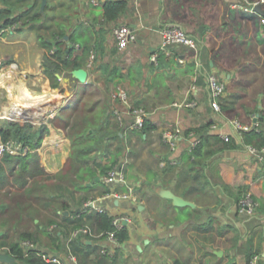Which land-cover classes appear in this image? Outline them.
Instances as JSON below:
<instances>
[{"label": "crops", "instance_id": "1", "mask_svg": "<svg viewBox=\"0 0 264 264\" xmlns=\"http://www.w3.org/2000/svg\"><path fill=\"white\" fill-rule=\"evenodd\" d=\"M66 1L67 4L70 2ZM245 1L130 0L128 8L118 19L105 21L100 2L96 3L100 8L95 9L87 0H72V20L92 22L89 28L92 38L101 41L102 37V52H106L100 57V47H93L90 50L94 53L91 64H88L89 55L85 65L81 66L87 70L86 84L91 83L90 86L97 87L101 94L85 107H82L81 95L87 97L93 92L90 91L92 87L87 85L82 93L79 89L81 82L68 75L67 69L55 71L59 83L53 87L43 63L44 48L32 29L26 25L21 29L8 26L0 33V58L3 59H0V65L5 64L0 71L11 67L16 78L26 83L30 90L51 91L50 98L29 107L31 114L26 118L8 120L0 115L8 121L38 123L34 125L36 129L43 122L47 124L48 130L35 148L47 172L55 173L64 167L70 155L71 140L62 126L63 121L57 119V124H53L46 118L57 113L65 119L69 114L100 108L99 111H105L108 116L105 120L109 121L106 130L109 132L110 153L96 154L92 150L88 165L95 164V161L105 164L110 159L115 160L114 164L126 160L127 183L133 187L138 201L118 199L104 193V189L109 190L111 186L104 182L105 174H97L98 169L91 179L85 175L87 177L82 180L87 189L70 185L73 195L67 200L71 209L80 212L85 207L84 202L78 205L80 196L87 195L88 200L96 206H103L108 213L126 217L129 235L115 246L118 251L115 264H174L175 260L185 264H247L249 254L258 256V263L264 264V208H260V204H264V164L245 146L221 150L207 159L208 167L204 171L211 185H200L194 172L178 167L182 153L189 145L188 137L183 133L185 129L195 128L196 132H189L196 137L212 136L230 132L236 119L252 125L256 117L258 123V112L254 109L264 108V25L242 15L241 8L232 7ZM121 23H129L136 38L125 50L116 51L112 28ZM166 24L181 25L196 39V47L174 44L159 49L161 28ZM72 26L73 23L65 34L67 38L64 36L63 39H68ZM74 47V54H80L79 42H75ZM156 50L159 51L157 59L152 61L150 55ZM114 67L120 75L112 77L109 69ZM210 72L225 82L222 107L218 111L209 101L205 77ZM66 76L68 80H65ZM118 84L127 88L132 106L145 108L147 117L155 125L148 134H142L141 128L128 127V108L110 95ZM104 91L105 96L102 95ZM4 92L0 111L6 108L12 114L15 103L10 102L5 88ZM71 97H76L79 105L63 112V104ZM42 118L45 119L40 121ZM176 128H180L182 135L177 148L172 151L162 134ZM210 144L214 147L217 143L211 139ZM173 157L180 162L176 161L178 165L171 162ZM167 159L175 165L172 170L162 173ZM220 182L228 187L223 189ZM9 188L15 190L14 186ZM117 188L126 189L122 185ZM161 189H169L194 205L177 206L170 198L162 196ZM245 190H249L259 202L253 215L236 209L235 195L240 197ZM53 213L57 220H61L70 210L58 208ZM38 221V218L33 220L34 223ZM52 224L55 225L53 228L49 224L45 232H39L37 244L65 261L69 250L67 238L61 235L58 239L62 245L57 246L59 241L53 244L54 232L61 231L57 224ZM30 227L34 229L35 225ZM88 240L86 242L90 243Z\"/></svg>", "mask_w": 264, "mask_h": 264}, {"label": "trees", "instance_id": "2", "mask_svg": "<svg viewBox=\"0 0 264 264\" xmlns=\"http://www.w3.org/2000/svg\"><path fill=\"white\" fill-rule=\"evenodd\" d=\"M41 1L0 0L2 4L0 5V33L8 26L21 29L26 25L32 29L39 40L40 46L44 48L43 63L45 71L50 78L51 85L55 87L59 83L55 71L70 70L85 65L91 48L100 47L103 51L102 42L104 39L101 37L100 41L97 37L92 38V31L89 29L92 22L61 18L62 23H60L55 16L52 17L48 14L49 11L61 15L73 14L72 0L68 4L66 0H56L53 3L52 0H47L43 12L39 10ZM87 2L91 4L89 0ZM100 3L102 17L105 21L118 19L129 6V0H100ZM262 8H264V2ZM72 23V32L65 40L63 37L67 34ZM81 30L85 34L76 37L75 33ZM75 42H79L81 46L80 54H74ZM107 66L105 65L106 69H108ZM109 73L112 77L116 74L120 75L116 67L110 68ZM87 105L88 102L82 101V107ZM99 110L76 113L75 115L69 114L65 119L60 115L55 117L56 120L63 121L62 126L66 129V134L71 140L69 158L64 167L55 173L45 170L40 163L38 151L35 150L48 130L45 122L41 123L36 129L30 122L8 120L1 122L0 120L1 140H19L34 149L25 155L9 152H3L0 155V252H8L14 257L12 261H0V264H65L60 257L59 261L53 260L54 254H49L37 244L39 232H45L49 224L52 223L57 224L60 227L58 230L61 231L60 233L57 230L54 232L51 240L53 244L59 241L58 238L61 235L68 238L72 230L85 224L100 233L96 237L79 235L67 241L68 251L74 255L79 264L116 263L117 247H115L112 254L102 252L105 245L102 240L106 239L109 231H114L119 243L125 241L129 235L126 224L122 223L119 227H115L112 214L107 211L95 210L90 206H83L81 211L77 212L71 209L67 200L73 195L70 185L76 189H87L88 186L82 182L85 177L88 176L91 179L97 173V169L99 171L97 174H106L115 162L114 159H110L105 164L95 161V164L88 165V156L92 150L96 154L99 152L107 154L106 152H109L108 149L110 148L107 144L109 132L106 130L109 121L105 120L108 116L105 111ZM254 110L258 112V123L256 125L247 130H242L239 137L230 136L228 139H224L219 134L212 136L209 134L200 135L199 142L182 153L181 163L177 160L178 164L180 163L178 167L194 172V176H197L200 185L203 183L211 185L210 178L204 170L208 167L207 159L213 154L221 150L234 149L238 146L263 147L264 108L259 109L256 107ZM56 120L50 121L57 124ZM154 127V123L146 116L141 127V133L148 134ZM192 130L195 131V128H187L183 133L187 136L189 131ZM116 136H119L118 132H116ZM211 139L217 143L214 147L209 146L211 145ZM177 162L176 165H178ZM174 165L167 159L161 169L162 173L172 170ZM179 179L181 180V178ZM219 185L223 189L228 187L223 182H220ZM11 186L15 187L14 191L10 190L9 187ZM109 191L110 189L105 188L103 192L107 193ZM8 198L10 201H8ZM239 198L235 195L236 204ZM88 199L87 195L80 196L78 205L80 206L82 202ZM260 206V208H264V204H260ZM58 208L69 209L70 213L62 217L61 220H57L53 212ZM34 218H38L39 221L34 223ZM32 224L35 225L34 229L29 228ZM40 225H42L41 228ZM86 239H90L91 242H86ZM23 240L32 242L34 246L24 248L21 244ZM251 257L252 254H249L247 259L249 260ZM174 264L185 263L175 260Z\"/></svg>", "mask_w": 264, "mask_h": 264}, {"label": "built area", "instance_id": "3", "mask_svg": "<svg viewBox=\"0 0 264 264\" xmlns=\"http://www.w3.org/2000/svg\"><path fill=\"white\" fill-rule=\"evenodd\" d=\"M130 1V0H129ZM91 4H96L100 2V0H89ZM264 0H246L244 4H233L232 7H238L241 8L243 11H252L256 12L254 9V6L257 4H260L262 6V3ZM257 13V12H256ZM260 18V22L264 25V16L261 14H258ZM112 36L114 39V42L116 44L117 50H125L127 46L135 40L136 33L132 26L129 23H121L112 28ZM174 44H183L190 48L196 47V39L190 35L181 25L179 24H166L161 28V43L159 49H166L168 46L174 45ZM158 50L154 51L150 55V59L152 61H155L158 56ZM94 57V53L90 52V61L88 64H91V60ZM59 79L61 80V77L59 76ZM206 79V85L209 89V97H210V105L215 110L218 111L221 109V98L225 92V82L216 75L214 72H210L205 77ZM111 98L113 100L119 101L121 104L126 106L128 109V127L130 128H141L143 125L144 118L147 116V112L143 106H132L129 103L128 99V90L127 88L122 85L118 84L110 93ZM190 104V103H188ZM257 124V121L253 122L252 125ZM251 124H244L240 122L239 120H233V129L230 132L223 133L221 136L224 139H228L230 136H240V132L242 130H247L251 126ZM182 131L180 128H176L175 130H166L162 134V139L166 142L168 147L174 151L177 148L178 141ZM189 145L188 149L192 148L199 142V137H196L193 132H189L187 134ZM247 149L252 155L256 158H258L263 164H264V146L261 148H256L254 146H247ZM34 150L31 148L28 144L23 143L22 141L10 139V140H1L0 139V155L3 152H9L12 154H20L25 155L29 151ZM177 158H172L171 162L176 163ZM125 166H126V160L118 161L115 164L112 165L111 168H109L104 175V182L111 186V189L109 192H107V195H111L118 199H128L133 202L138 201V196L133 191V187L129 186L126 179L125 174ZM117 185L125 186L126 189H119L117 188ZM85 206H90L91 208H94L98 211H106L103 206H96L93 201L87 200L84 202ZM259 207V202L253 197L252 193L249 190H245L243 194L240 196V198L237 201L236 209L241 212L245 213L247 215H253L256 213L257 209ZM113 224L115 227H119L122 225L123 221L126 219L125 216H117L113 215ZM55 225L51 224L50 228H53ZM100 233L93 230L88 224L82 225L74 230L71 231L70 236L67 238V241L70 238L77 237L79 235H87V236H93L96 237ZM106 244L103 246L102 252H106L109 254L114 253L115 246L118 243L114 231H109L106 237ZM22 246L24 248L33 247L34 244L28 240H23L21 242ZM53 260L59 261V256L54 255L52 257ZM64 261V260H63ZM65 264H72L77 263L79 264L74 255H72L68 251L67 260L64 261ZM247 264H258V256L251 257Z\"/></svg>", "mask_w": 264, "mask_h": 264}, {"label": "bare ground", "instance_id": "4", "mask_svg": "<svg viewBox=\"0 0 264 264\" xmlns=\"http://www.w3.org/2000/svg\"><path fill=\"white\" fill-rule=\"evenodd\" d=\"M10 68L9 70L0 71V87L5 88L7 96L11 99L10 102L13 104L15 103V112L12 114L8 113L6 108H4L0 111V115L11 119L19 117L26 118L31 114L29 107L32 106V104L42 102L50 98L51 91L45 90L43 93H40L30 90L26 83L16 78L14 70ZM37 105H35L34 108L37 107Z\"/></svg>", "mask_w": 264, "mask_h": 264}, {"label": "rangeland", "instance_id": "5", "mask_svg": "<svg viewBox=\"0 0 264 264\" xmlns=\"http://www.w3.org/2000/svg\"><path fill=\"white\" fill-rule=\"evenodd\" d=\"M92 6L96 9V7H98V8H100L99 7V5L98 4H92ZM100 10V9H99ZM74 13H76V11H74ZM242 15H244L245 17H248V18H253L254 19V21H257V20H259L260 18H259V16H258V14L257 13H255V12H252V11H243L242 9H241V12H240ZM48 14L50 15V16H52V17H54L55 16V18H56V20H58L60 23H62L61 22V18H64V19H67V20H69V19H71L72 20V13H68L69 15H67V14H63V15H61V14H59V13H56L55 14V12L53 11H49L48 12ZM261 23V22H260ZM85 33H81V32H76L75 33V36L77 37L78 35L81 37V36H83ZM3 36H5L6 37V35L4 34ZM110 38L112 39V37L110 36ZM1 40V39H0ZM106 42H108V41H106ZM114 47V46H113ZM115 49H116V47H114ZM93 48H91L90 50H92ZM98 51H100V57H101V55H106V52H102V50L101 49H99ZM116 51H117V49H116ZM0 52H2V50L0 51ZM90 55V54H89ZM88 55V56H89ZM5 57H7V55H5ZM2 61H3V59L2 58H0ZM121 59H122V57H121ZM95 60H97V58L96 59H94V61ZM3 65L5 66V64L3 63L2 65H0V69L3 67ZM61 81H62V77H61ZM62 84V83H61ZM89 86V87H92L91 89H90V91H93V92H90L89 93V95H87V97H83V95H81L82 96V101H84V102H88V103H91V102H93L96 98H98L101 94H99L98 93V89H97V87H95V86H90V85H92L91 83H87V84H84V83H81L80 84V88L79 89H81V92L82 93H84V91H85V88H86V86ZM88 88V87H87ZM58 89V88H57ZM4 94H5V92H4V88H0V101L2 100V98H3V96H4ZM102 95L103 96H105L106 95V93H105V91L104 92H102ZM103 100V99H102ZM102 100H100V101H102ZM81 101V102H82ZM100 101H97V102H100ZM76 105H79V101H77V98L76 97H71L67 102H65V104H63V107L61 108V110H63V112H69L71 109H73V107H75ZM102 107V106H101ZM87 108H89V107H87ZM57 115V113L53 116V117H48V118H46V120L47 121H49V119H51V120H56L55 119V116ZM45 119V118H44ZM43 118L40 120V121H43L44 120ZM0 120H1V122H4L5 120L7 121V119L5 118V117H0ZM34 125H38V123H36V124H34ZM60 241L61 240H59V244H57V246H61L62 244H60Z\"/></svg>", "mask_w": 264, "mask_h": 264}, {"label": "water", "instance_id": "6", "mask_svg": "<svg viewBox=\"0 0 264 264\" xmlns=\"http://www.w3.org/2000/svg\"><path fill=\"white\" fill-rule=\"evenodd\" d=\"M47 0H42L41 4H40V12L44 11L45 5H46ZM254 9L256 10V12L258 14H261L264 16V8H262V6L260 4H257L254 6ZM65 37L67 38V36L65 35ZM68 75L76 78L79 82L81 83H86V79H87V70L84 67H76V68H72L69 70ZM68 76H66L65 80H68ZM8 120H13L11 118L8 117ZM256 121V117L254 118V122ZM161 194L162 196H165L167 198H170L173 202V204L177 205V206H183V205H189V206H193L194 203L178 194H175L174 192H172L169 189H161ZM78 210V209H77ZM67 211V210H66ZM65 211V213H66ZM126 223V220L123 221V224ZM90 241V240H88ZM218 254H220V251L216 252ZM14 260V257L12 255H10L8 252H0V261H12ZM72 264H77V263H72Z\"/></svg>", "mask_w": 264, "mask_h": 264}]
</instances>
